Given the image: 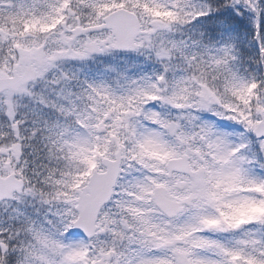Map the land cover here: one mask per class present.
Returning a JSON list of instances; mask_svg holds the SVG:
<instances>
[{
	"label": "snow or ice",
	"instance_id": "1",
	"mask_svg": "<svg viewBox=\"0 0 264 264\" xmlns=\"http://www.w3.org/2000/svg\"><path fill=\"white\" fill-rule=\"evenodd\" d=\"M0 264H264V0H0Z\"/></svg>",
	"mask_w": 264,
	"mask_h": 264
}]
</instances>
